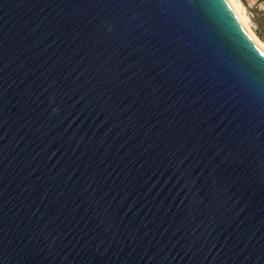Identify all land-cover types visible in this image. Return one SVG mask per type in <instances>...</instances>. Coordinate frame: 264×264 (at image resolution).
Masks as SVG:
<instances>
[{
	"label": "water",
	"instance_id": "obj_1",
	"mask_svg": "<svg viewBox=\"0 0 264 264\" xmlns=\"http://www.w3.org/2000/svg\"><path fill=\"white\" fill-rule=\"evenodd\" d=\"M262 52L227 0H0V264H264Z\"/></svg>",
	"mask_w": 264,
	"mask_h": 264
},
{
	"label": "rangeland",
	"instance_id": "obj_2",
	"mask_svg": "<svg viewBox=\"0 0 264 264\" xmlns=\"http://www.w3.org/2000/svg\"><path fill=\"white\" fill-rule=\"evenodd\" d=\"M249 26L255 36L264 43V0H239Z\"/></svg>",
	"mask_w": 264,
	"mask_h": 264
},
{
	"label": "bare ground",
	"instance_id": "obj_3",
	"mask_svg": "<svg viewBox=\"0 0 264 264\" xmlns=\"http://www.w3.org/2000/svg\"><path fill=\"white\" fill-rule=\"evenodd\" d=\"M227 2L229 4V6L231 7L232 11L237 16L240 23L243 25L245 30L248 32V34L252 37V39L256 42V44L264 51V43L262 41H260L255 36L253 31L251 30L249 23H248V19L245 15L244 8H243L242 4L240 3V1L239 0H227Z\"/></svg>",
	"mask_w": 264,
	"mask_h": 264
},
{
	"label": "snow or ice",
	"instance_id": "obj_4",
	"mask_svg": "<svg viewBox=\"0 0 264 264\" xmlns=\"http://www.w3.org/2000/svg\"><path fill=\"white\" fill-rule=\"evenodd\" d=\"M261 55H264V52H262Z\"/></svg>",
	"mask_w": 264,
	"mask_h": 264
}]
</instances>
